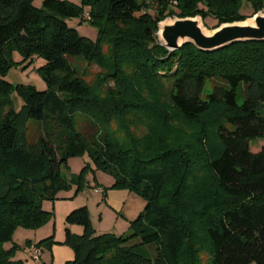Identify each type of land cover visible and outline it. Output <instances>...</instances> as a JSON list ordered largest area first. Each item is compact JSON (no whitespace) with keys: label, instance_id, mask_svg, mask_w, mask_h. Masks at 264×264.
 <instances>
[{"label":"trees","instance_id":"obj_1","mask_svg":"<svg viewBox=\"0 0 264 264\" xmlns=\"http://www.w3.org/2000/svg\"><path fill=\"white\" fill-rule=\"evenodd\" d=\"M34 1L0 0V264H23L16 246L3 245L17 228L51 219L44 201L82 186L81 176L66 173L68 160L84 154L114 177L112 188L145 207L125 235H97L87 208L72 210L63 245L73 260L65 264H264V145L255 153L249 145L264 140V42L169 51L156 35L169 16L212 18L217 28L264 12V0ZM243 2L250 16L240 13ZM86 9L96 40L67 24ZM74 58L101 72L86 82ZM39 59L45 90L5 80L15 65ZM210 78L227 87L203 100ZM77 114L94 128L90 138ZM30 123L41 128L34 142Z\"/></svg>","mask_w":264,"mask_h":264},{"label":"rangeland","instance_id":"obj_2","mask_svg":"<svg viewBox=\"0 0 264 264\" xmlns=\"http://www.w3.org/2000/svg\"><path fill=\"white\" fill-rule=\"evenodd\" d=\"M75 4H80L79 0H68ZM34 5L39 7L41 5V0H35ZM87 9L84 11V15L81 20L72 19L67 21V24L76 29L77 32L84 37L91 40H96L97 29L91 26L86 20H89L87 14ZM153 14V12H150ZM240 13L245 16H250L253 13L250 3L243 2L240 7ZM170 17V16H169ZM173 19V18H171ZM203 26L211 31L216 26V21L212 18L205 19ZM108 49L104 46V51ZM167 49V48H166ZM172 51L171 49H167ZM14 61L20 62L21 57L14 53ZM73 68H75L78 74L84 78L86 82H91L94 80L95 75L101 72V68L96 63H91L88 60L82 58H74L69 60ZM26 63L15 65L8 72L5 80L12 84H23L34 86L38 91H43L46 89V85L41 77L36 73L35 69L44 64V61L39 59L33 61L32 65L26 66ZM227 87L226 83L218 78L206 79L200 94L201 99L205 100L207 96L213 91V88ZM237 103L239 105L243 102V85H240L236 89ZM16 108L21 104L19 98L13 96ZM19 102V103H18ZM76 123L78 130L88 138H90L94 133V128L90 126L89 121L80 114H77ZM41 134V128L39 125L30 123L28 125V139L30 142H34L37 137ZM250 150L252 152H258L264 145V140L255 139L250 141ZM69 174L67 176H81L82 186L78 188V185H72L67 190L61 191L57 194V199L50 202V212H52L51 219L44 224L42 227L29 230L23 228H17L12 235L11 240L8 243L7 249H11L16 246L14 253V260L22 261L23 264H40L33 257V248H38L42 251V259H47L50 257V247L55 245L56 239H64L65 235V206L69 203H76L79 207H86L91 225L96 233L105 234L111 233L114 235H125L129 232L130 222L123 217L122 214L116 210L112 204H116L118 200L112 198V204L109 203L107 199L104 198L103 193H107V198L113 196V192L128 191L126 189H115L112 188L114 183V177L107 172L102 170H96L93 163L89 159L87 154L79 157H73L68 160ZM97 189V190H96ZM103 192V193H102ZM109 193H111L109 195ZM43 202V203H44ZM48 239H51L53 243H49ZM40 244L39 246H36ZM48 246V247H47ZM40 251V252H41Z\"/></svg>","mask_w":264,"mask_h":264},{"label":"water","instance_id":"obj_3","mask_svg":"<svg viewBox=\"0 0 264 264\" xmlns=\"http://www.w3.org/2000/svg\"><path fill=\"white\" fill-rule=\"evenodd\" d=\"M206 31L209 32L200 16L167 17L158 23L156 35L159 43L167 49L176 50L184 44H192L197 50L207 53L237 43H263L264 12L259 11L243 21L221 24L210 34Z\"/></svg>","mask_w":264,"mask_h":264},{"label":"crops","instance_id":"obj_4","mask_svg":"<svg viewBox=\"0 0 264 264\" xmlns=\"http://www.w3.org/2000/svg\"><path fill=\"white\" fill-rule=\"evenodd\" d=\"M97 190V189H96ZM103 193V192H102ZM112 197L107 198V193H103L105 196L104 198L108 200V202L112 204V198L118 200L116 204H112L113 207L119 211L120 214L123 215L125 219L128 221H133L137 218V216L143 211L145 207V202L136 194L130 191H120V192H113ZM111 193H109L110 195ZM45 211H50V202H44L42 205ZM78 204L76 203H69L65 206L64 214L65 218L72 210L78 208ZM66 229V224L64 225ZM70 232L75 235H81L83 233V229L80 226L71 225L68 226ZM107 233V232H105ZM99 235V233H96ZM65 235V233H64ZM64 239H56L55 245L50 247V257L42 259V251L40 252V257L37 262L42 260L45 264H65L67 261L73 260V251L68 246L63 245ZM5 249H7L8 245H4ZM48 247V246H47Z\"/></svg>","mask_w":264,"mask_h":264},{"label":"built area","instance_id":"obj_5","mask_svg":"<svg viewBox=\"0 0 264 264\" xmlns=\"http://www.w3.org/2000/svg\"><path fill=\"white\" fill-rule=\"evenodd\" d=\"M32 251H33L34 260H37L38 261V259L40 257V250L35 247V248L32 249Z\"/></svg>","mask_w":264,"mask_h":264},{"label":"bare ground","instance_id":"obj_6","mask_svg":"<svg viewBox=\"0 0 264 264\" xmlns=\"http://www.w3.org/2000/svg\"><path fill=\"white\" fill-rule=\"evenodd\" d=\"M165 24H170V23H169V22H166ZM206 32H207V31H206ZM207 33L210 34V33H212V32L209 31V32H207Z\"/></svg>","mask_w":264,"mask_h":264}]
</instances>
